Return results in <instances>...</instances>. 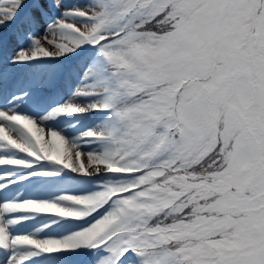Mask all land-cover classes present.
<instances>
[{
  "label": "snow or ice",
  "instance_id": "obj_1",
  "mask_svg": "<svg viewBox=\"0 0 264 264\" xmlns=\"http://www.w3.org/2000/svg\"><path fill=\"white\" fill-rule=\"evenodd\" d=\"M0 264H264V0H0Z\"/></svg>",
  "mask_w": 264,
  "mask_h": 264
},
{
  "label": "trees",
  "instance_id": "obj_2",
  "mask_svg": "<svg viewBox=\"0 0 264 264\" xmlns=\"http://www.w3.org/2000/svg\"><path fill=\"white\" fill-rule=\"evenodd\" d=\"M77 2V0H75ZM78 2L80 3H84V0H78Z\"/></svg>",
  "mask_w": 264,
  "mask_h": 264
},
{
  "label": "rangeland",
  "instance_id": "obj_3",
  "mask_svg": "<svg viewBox=\"0 0 264 264\" xmlns=\"http://www.w3.org/2000/svg\"><path fill=\"white\" fill-rule=\"evenodd\" d=\"M85 3V2H84Z\"/></svg>",
  "mask_w": 264,
  "mask_h": 264
}]
</instances>
